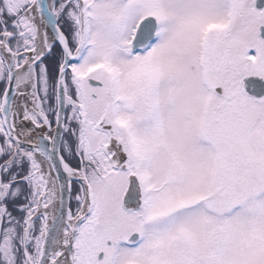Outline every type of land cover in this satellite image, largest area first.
Instances as JSON below:
<instances>
[{
	"label": "snow or ice",
	"instance_id": "1",
	"mask_svg": "<svg viewBox=\"0 0 264 264\" xmlns=\"http://www.w3.org/2000/svg\"><path fill=\"white\" fill-rule=\"evenodd\" d=\"M0 264H264V0H0Z\"/></svg>",
	"mask_w": 264,
	"mask_h": 264
}]
</instances>
